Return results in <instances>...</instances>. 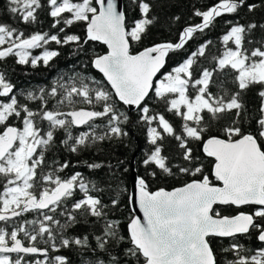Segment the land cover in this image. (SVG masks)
Segmentation results:
<instances>
[{
    "label": "snow or ice",
    "instance_id": "6c2138e0",
    "mask_svg": "<svg viewBox=\"0 0 264 264\" xmlns=\"http://www.w3.org/2000/svg\"><path fill=\"white\" fill-rule=\"evenodd\" d=\"M5 2L7 12L26 24L36 22L37 11L44 7L41 0ZM45 3L54 21L51 27H64H59L56 34L36 32L25 36L18 28L0 22V60L15 56L19 64L35 67L42 61L48 65L58 51L45 49L41 55L32 56L29 50L49 41L76 44L80 50L90 41L102 42L107 51L89 57V61L103 79L75 73L65 81L61 76L50 89L40 88L39 95L27 92L22 103L14 85L0 72V179L6 181L0 192V221L15 225L13 218L22 213L39 214L10 231L0 227V264H70L67 256L50 255V250L60 248L94 254L95 259L85 260L84 264H219L212 247L217 238L230 240L223 251L234 258L226 259L224 264H264V247L250 254L252 250L244 249L236 239L238 235H255L264 242V50L244 47L245 33L257 25H233L222 40L225 45L231 41L235 47H226L220 56L213 57L215 67H201L194 76V65L211 44L207 41L157 78L170 52L185 49L196 33H203L222 14L236 13L246 0H218L206 10L195 9L193 16L201 22L183 27L177 42L156 43L136 53L131 51L132 43H139L158 20L150 15L152 4L148 0H130L140 13L131 24L117 0ZM247 7L252 11L258 5ZM77 23L84 26L83 37L66 32ZM225 69L234 71L232 83L237 90L229 92L220 81L219 91L213 93L210 85L214 73ZM253 85L260 86V106L254 130L246 131L245 120L253 118L247 115L242 93ZM150 94L180 119L179 131L163 113L149 106ZM50 100H55L51 107ZM27 101L39 103L33 109ZM121 103L135 106L139 122L146 125L150 147L141 162L147 175L155 178L157 171H148L155 168L168 176L179 173L191 177L170 191L163 187L152 191L146 177L136 176L134 192L128 196L126 235L122 234L121 221L110 216L121 207L118 196L104 203L100 195L103 189L86 180L81 172L66 177L58 174L69 167L68 161L56 168L46 162V153L55 144L58 131L64 133L60 144L71 153L127 136L122 125L129 123V116L119 110ZM10 119L18 120L20 126L9 123ZM97 120L104 123L98 124ZM217 122H221L219 132L209 135ZM81 128L86 130L74 134V129ZM166 136L177 142L180 164H172V158L163 154ZM197 146L204 159L197 154ZM208 158L212 163L206 171ZM84 163L92 170L103 167L100 163ZM219 206H249L253 210L222 215ZM137 207L142 217L136 215ZM58 216L64 218L63 223ZM89 217L103 221L99 234H67L79 218L86 222ZM38 239L49 247H38L34 243ZM125 244L129 246L123 247Z\"/></svg>",
    "mask_w": 264,
    "mask_h": 264
},
{
    "label": "trees",
    "instance_id": "16d2710c",
    "mask_svg": "<svg viewBox=\"0 0 264 264\" xmlns=\"http://www.w3.org/2000/svg\"><path fill=\"white\" fill-rule=\"evenodd\" d=\"M152 4V12L150 15L158 17V20L148 28L146 35L139 43L133 42L131 51L133 53L138 52L144 47L152 46L156 43L164 41H178V34L183 27L188 24H196L201 22V18L193 16L195 9L206 10L208 7L217 3L218 0H148ZM44 5L37 11V21L34 23H24L19 20L13 14L7 12L5 0H0V22L8 23L13 27L18 28L24 33L25 36L40 32L56 34L59 27H64L63 24L58 25L57 28L51 27L53 24V18L48 14L49 8L45 3V0H41ZM247 4L258 5L252 11L248 10ZM123 8L126 11L127 22L131 24L135 19L140 18L139 9L130 4V0H123ZM180 17L179 20L173 19L174 17ZM256 24L257 27L251 29L245 33L244 47L252 50L256 47H261L264 50V0H246L244 6L238 8L236 13L222 14L217 17L213 24L205 29L203 33H196L194 38L191 39L185 46V49L176 52H170L166 65L161 74L171 71L174 67L178 66L192 51L201 44L207 41H211V44L206 49V55L200 57L197 63L194 65V76L198 73L201 67L213 68L215 67V61L213 57L220 56L226 47H235L234 44L229 41L227 45L224 44L222 37L230 30L233 25ZM68 34H78L81 37L85 35L83 24L77 23L66 29ZM63 37L64 33H60ZM252 41V43H249ZM47 50H56L59 55L49 61L48 65H44L43 62H39L37 66L33 67L31 63L19 64L17 63V57L9 56L4 60H0V72H3L6 79L14 85V92L18 95L21 102H25L24 96L27 92L31 91L36 95H39V89H50L53 85V81L59 77H63L67 81L69 76L75 73H79L86 77H92L96 80H102L103 77L94 71L89 61V57L102 54L106 50L104 46L90 41L83 46V50L78 49L76 44H56L53 41H49L47 45L41 48L31 50L32 56L41 55L42 52ZM235 73L230 69H225L223 72L214 73L213 84L210 85V90L213 93L219 91L217 84L220 81L224 82V88L229 92L237 90V86L232 83ZM260 90L259 85L250 86L248 90L242 93L243 101L247 108L248 117L252 120H245V130H254V118L256 110L260 106V97L257 96V92ZM190 91H192L190 89ZM21 93L23 95H21ZM149 106L155 111L165 115V117L173 124V126L179 131L181 121L173 113L167 112L164 102L155 98L154 94H150L148 99ZM30 107L35 109L38 105V101H27ZM55 103V100L49 101V107ZM77 107H86L85 105H77ZM121 112L126 113L129 116V123L122 125L124 130L128 132V135L120 139H113L111 141H102L98 144L90 145L87 148H83L77 153L69 152L63 145L60 144V140L64 138L63 131L56 133V142L46 153L47 164L52 167H58L59 163L64 161L69 162V167L64 169L63 172L58 173L61 176H70L73 172L79 171L83 174L86 180L93 181L98 188L103 189L100 193L104 203H109L111 199L118 198L121 200L120 209L113 213H110L111 218L119 219L121 221L122 234L126 235L127 217L129 215L128 209V196L130 191V160L135 151L137 155L135 157L134 165L137 175L144 176L148 180L150 190L154 191L158 188L172 189L182 186L183 183L189 181L191 177L183 174H175L168 176L158 169L150 168L148 171L156 170L157 176L155 178L149 177L142 159L150 145L147 142L146 125L143 122H139L138 111L132 112L130 115L128 110L122 105H118ZM65 110H68L67 108ZM98 124H103L104 121L97 120ZM223 122V121H222ZM9 123L20 126V122L15 119H10ZM221 122H217L214 127L210 129L209 135L217 134L219 132V126ZM251 126V127H250ZM86 130L84 128L74 129V134L78 131ZM99 131V130H98ZM164 152L172 158V164H180L181 159L179 157V148L177 142L171 137H165L163 141ZM197 154L201 156L203 153L199 146H197ZM53 161H57V164H53ZM85 161L88 163H100L103 165L101 169L92 170L86 167ZM211 158L205 160V170H210ZM49 168H45L48 171ZM175 172V168H173ZM3 179H0V192L3 191ZM79 193L77 196L79 197ZM222 215H234L237 211H245L246 208L237 209L233 206H222ZM246 212V211H245ZM51 214V213H50ZM39 217L38 212L32 211L22 214L20 217L13 219L15 225L12 222H0V225L7 230H11L13 226H18L24 221L33 220ZM61 219L63 223V217H57ZM80 222L74 227L68 229V235H83L96 232L102 228L103 221L97 222L95 218L89 217L87 221L83 218H79ZM23 238V234H20ZM244 249L252 250L250 254H255L256 250L264 247V244L260 243L255 235H239L236 238ZM27 243V242H26ZM36 245L44 248L49 247L42 240H37ZM58 243V241H57ZM230 244L229 239H213L212 247L217 256L219 264H224L226 259H233L232 253H225L224 248ZM125 244L123 247H128ZM122 250V249H121ZM50 255H64L67 256L70 264H84L85 260H94V254L90 252H82L77 248H60L58 251L50 250ZM13 257L16 254L12 255ZM26 259H34L32 256H27Z\"/></svg>",
    "mask_w": 264,
    "mask_h": 264
},
{
    "label": "water",
    "instance_id": "95a60500",
    "mask_svg": "<svg viewBox=\"0 0 264 264\" xmlns=\"http://www.w3.org/2000/svg\"><path fill=\"white\" fill-rule=\"evenodd\" d=\"M117 3H118V6H119V8L121 9V10H124V8H123V0H117ZM96 43H98V44H100V45H102V46H104V48H105V50L107 51V45H105V44H103L102 42H96ZM142 50V49H141ZM105 51V52H106ZM140 51V50H139ZM104 52V53H105ZM104 53H102V54H104ZM136 53V52H135ZM166 60H167V57H166ZM166 65V64H165ZM93 69H94V71H96L97 73H99L98 72V70H96L94 67H92ZM164 69V68H163ZM163 69L161 70V73H162V71H163ZM161 73H159L158 75H157V78H159V76L161 75ZM101 76H102V74L101 73H99ZM110 87V86H109ZM122 104V103H121ZM123 105V104H122ZM127 110H128V113L131 115L132 114V112H135V111H137L136 110V108H135V106H126V105H123ZM136 155H137V151H135L134 152V154H133V156H132V158H131V160H130V175H129V179H130V191H129V195L130 194H132L133 192H134V180H135V177L136 176H138L137 175V172H136V170H135V165H134V161H135V157H136ZM180 187V186H179ZM173 189V188H172ZM172 189H166V190H172ZM157 190V189H156ZM155 191V190H154ZM219 207H222V206H219ZM234 208H236L235 206H233ZM244 207H249V206H242V207H240L239 209H241V208H244ZM46 211V210H45ZM245 212V211H244ZM25 213H27V212H25ZM22 214H24V213H22ZM21 214V215H22ZM237 214V213H236ZM136 215H139V216H141L142 217V213L141 212H139V210H138V207H137V209H136ZM235 215V214H234ZM13 219H15V218H13ZM0 222H2V221H0ZM239 236V235H238ZM224 239H227V238H224ZM259 241V240H258ZM260 243H262V244H264V242H261V241H259ZM11 255H13V254H11ZM42 258V257H41Z\"/></svg>",
    "mask_w": 264,
    "mask_h": 264
},
{
    "label": "rangeland",
    "instance_id": "374dc122",
    "mask_svg": "<svg viewBox=\"0 0 264 264\" xmlns=\"http://www.w3.org/2000/svg\"><path fill=\"white\" fill-rule=\"evenodd\" d=\"M31 50H32V49H30L29 51L31 52ZM166 73H167V72H166ZM159 78H162V74L159 76ZM244 208H246V209H245L246 212H250V211L253 210L251 207H244ZM0 227H2V226L0 225ZM3 228H4V227H3Z\"/></svg>",
    "mask_w": 264,
    "mask_h": 264
}]
</instances>
